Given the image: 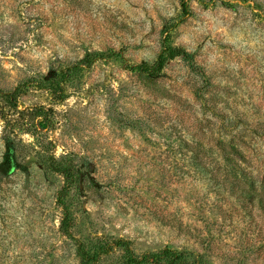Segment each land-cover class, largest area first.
Wrapping results in <instances>:
<instances>
[{
    "label": "rangeland",
    "instance_id": "374dc122",
    "mask_svg": "<svg viewBox=\"0 0 264 264\" xmlns=\"http://www.w3.org/2000/svg\"><path fill=\"white\" fill-rule=\"evenodd\" d=\"M0 94V264H80L82 237L264 264V0H0Z\"/></svg>",
    "mask_w": 264,
    "mask_h": 264
},
{
    "label": "trees",
    "instance_id": "16d2710c",
    "mask_svg": "<svg viewBox=\"0 0 264 264\" xmlns=\"http://www.w3.org/2000/svg\"><path fill=\"white\" fill-rule=\"evenodd\" d=\"M164 45L165 46L161 55L158 57L157 61L153 65H128L125 66L126 69L131 72L147 75L152 78L158 77L169 61H172L184 55V52L182 50L171 48L169 47V45H167V43ZM99 59H116L124 61L121 53L117 54L114 51L89 55L82 61L80 65L67 69V72L64 74V80L69 79L72 74H76L80 70L89 69L91 65ZM50 81L51 80H48V83H51ZM55 86H57L56 88L58 90L61 89L59 83H55ZM52 87L53 85L51 84V90ZM54 93H56L55 90ZM17 94H19V92L16 90L12 94L0 95L2 97V100L8 105H15ZM3 121L8 124L6 118H3ZM56 171L64 175L67 184L62 189L59 197V203L64 209V218L61 221L60 230L64 236L71 237L73 228L76 227V223L73 214L69 211V205L66 202V198L68 194V188L71 187L70 185L74 182V178H78L79 171H75L73 168H67L62 170L56 169ZM75 245L76 257L79 260L80 264H98L102 256L109 255V253L115 250L116 248H118L121 252L120 258H118L119 264H191L187 262L186 258L183 255L173 252L170 249H165L159 253L146 254L140 257L135 256L130 250L128 244L123 240L82 237L76 241Z\"/></svg>",
    "mask_w": 264,
    "mask_h": 264
}]
</instances>
